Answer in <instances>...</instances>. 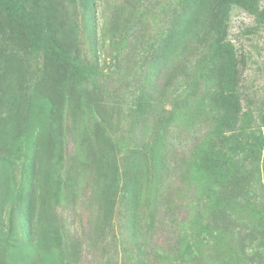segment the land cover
<instances>
[{"label": "rangeland", "instance_id": "obj_1", "mask_svg": "<svg viewBox=\"0 0 264 264\" xmlns=\"http://www.w3.org/2000/svg\"><path fill=\"white\" fill-rule=\"evenodd\" d=\"M236 251L264 264V0H0V264Z\"/></svg>", "mask_w": 264, "mask_h": 264}, {"label": "trees", "instance_id": "obj_2", "mask_svg": "<svg viewBox=\"0 0 264 264\" xmlns=\"http://www.w3.org/2000/svg\"><path fill=\"white\" fill-rule=\"evenodd\" d=\"M8 6L10 12H15L17 20L26 22L30 25L34 22L30 20V16L28 15L24 7H21L14 2L8 4ZM35 34L38 35L39 32ZM215 42L218 44L215 50L219 57L217 63L219 65V62L222 61V66L226 68V71H228L227 78L219 77L217 79L215 86V95L217 97V103L219 102L218 105H220L222 109L227 110L231 106V103L233 104V106L236 105L238 99L240 98L237 91V85L239 82L238 71L233 70L235 66L234 64H236L235 61H237V54L229 43H222L221 40H216ZM257 249L260 250V247H257ZM242 250H244L243 247ZM233 256L234 257L232 258L229 256L225 257L222 260L216 259L215 256H212L209 259H205L200 253L197 256L189 258L188 260L177 257L174 260L173 264H175V262H177L176 264H211V262L212 264H233V260L236 261V264H247L245 261H243V258L239 255L238 251L234 252Z\"/></svg>", "mask_w": 264, "mask_h": 264}]
</instances>
